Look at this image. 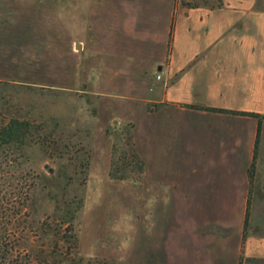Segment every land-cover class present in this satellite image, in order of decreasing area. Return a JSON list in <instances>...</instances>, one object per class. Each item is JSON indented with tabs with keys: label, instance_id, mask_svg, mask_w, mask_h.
<instances>
[{
	"label": "rangeland",
	"instance_id": "obj_1",
	"mask_svg": "<svg viewBox=\"0 0 264 264\" xmlns=\"http://www.w3.org/2000/svg\"><path fill=\"white\" fill-rule=\"evenodd\" d=\"M193 4L217 0H0V204L27 188L25 221L11 224L22 232L10 231L36 264H183L197 249L198 264H233L239 160L202 168L195 123L165 150L157 139L169 25ZM261 184L246 230L264 233Z\"/></svg>",
	"mask_w": 264,
	"mask_h": 264
},
{
	"label": "crops",
	"instance_id": "obj_2",
	"mask_svg": "<svg viewBox=\"0 0 264 264\" xmlns=\"http://www.w3.org/2000/svg\"><path fill=\"white\" fill-rule=\"evenodd\" d=\"M218 1L221 5L174 8L167 60L158 67L160 82L153 90L159 104L157 139L165 150L171 144L166 136L178 131L182 121L195 123L204 141L200 152L206 154L199 158L207 160L202 168L218 166L216 159L228 156L239 160L243 212L234 229L227 227L236 239L232 261L237 264L239 255L264 261V233L246 230L252 193L258 184L264 187V117L249 114L264 115V6H255V0ZM213 134L219 136L213 140ZM156 174L152 185L165 192L167 179ZM229 236H222L227 244ZM194 251L183 264L204 259L200 250Z\"/></svg>",
	"mask_w": 264,
	"mask_h": 264
},
{
	"label": "trees",
	"instance_id": "obj_3",
	"mask_svg": "<svg viewBox=\"0 0 264 264\" xmlns=\"http://www.w3.org/2000/svg\"><path fill=\"white\" fill-rule=\"evenodd\" d=\"M216 5H221V3L218 1ZM194 6H196V4L192 5V7ZM249 114L259 119L264 117V115L257 113ZM252 166L250 167L251 169ZM19 198L21 201L19 206H16L15 203L8 206V203H10L9 201L5 202V205L0 204V264H36V255L33 257L32 253L23 252L25 251V246L22 245V243L26 240V237L21 233L19 236H16L14 232L10 231L14 228V231L18 230L22 232L18 225L13 227L11 224L15 217L14 220H16L18 224L20 221H25L27 188L22 187L20 189Z\"/></svg>",
	"mask_w": 264,
	"mask_h": 264
}]
</instances>
